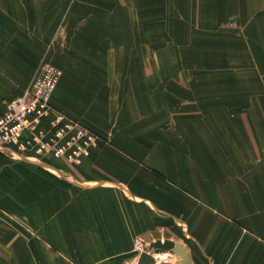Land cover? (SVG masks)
Instances as JSON below:
<instances>
[{
  "label": "crops",
  "instance_id": "0c3cea01",
  "mask_svg": "<svg viewBox=\"0 0 264 264\" xmlns=\"http://www.w3.org/2000/svg\"><path fill=\"white\" fill-rule=\"evenodd\" d=\"M44 58L99 142L0 151V264H264V0H0V113Z\"/></svg>",
  "mask_w": 264,
  "mask_h": 264
},
{
  "label": "built area",
  "instance_id": "2783aa9c",
  "mask_svg": "<svg viewBox=\"0 0 264 264\" xmlns=\"http://www.w3.org/2000/svg\"><path fill=\"white\" fill-rule=\"evenodd\" d=\"M63 71L44 58L27 89L5 100L0 113V151L14 160L60 159L79 166L99 137L56 111L51 100Z\"/></svg>",
  "mask_w": 264,
  "mask_h": 264
},
{
  "label": "water",
  "instance_id": "95a60500",
  "mask_svg": "<svg viewBox=\"0 0 264 264\" xmlns=\"http://www.w3.org/2000/svg\"><path fill=\"white\" fill-rule=\"evenodd\" d=\"M166 251H171L176 255L182 264H192L188 249L182 243H177L169 239L153 242L150 249L140 255L138 264H169L167 261L158 263L155 258V255H160Z\"/></svg>",
  "mask_w": 264,
  "mask_h": 264
},
{
  "label": "bare ground",
  "instance_id": "6f19581e",
  "mask_svg": "<svg viewBox=\"0 0 264 264\" xmlns=\"http://www.w3.org/2000/svg\"><path fill=\"white\" fill-rule=\"evenodd\" d=\"M172 255H174V254L172 253ZM172 255L171 254L170 255L169 254H165V252H164V253H162L160 255H155V257L159 258V260L167 261L169 263L168 260L171 259ZM174 256H176V255H174Z\"/></svg>",
  "mask_w": 264,
  "mask_h": 264
}]
</instances>
